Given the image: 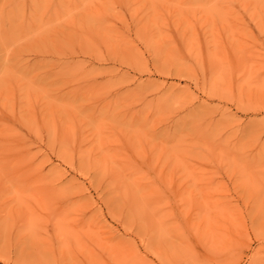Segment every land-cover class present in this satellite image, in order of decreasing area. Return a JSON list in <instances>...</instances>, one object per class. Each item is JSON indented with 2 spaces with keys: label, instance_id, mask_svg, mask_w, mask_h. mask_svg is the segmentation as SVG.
<instances>
[{
  "label": "rangeland",
  "instance_id": "rangeland-1",
  "mask_svg": "<svg viewBox=\"0 0 264 264\" xmlns=\"http://www.w3.org/2000/svg\"><path fill=\"white\" fill-rule=\"evenodd\" d=\"M0 264H264V0H0Z\"/></svg>",
  "mask_w": 264,
  "mask_h": 264
}]
</instances>
